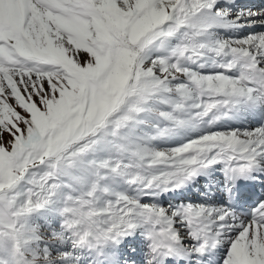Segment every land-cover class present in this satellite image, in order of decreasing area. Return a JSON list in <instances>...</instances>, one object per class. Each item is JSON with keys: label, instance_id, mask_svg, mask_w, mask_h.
<instances>
[{"label": "snow or ice", "instance_id": "1", "mask_svg": "<svg viewBox=\"0 0 264 264\" xmlns=\"http://www.w3.org/2000/svg\"><path fill=\"white\" fill-rule=\"evenodd\" d=\"M256 26L237 0H0V264H264V200L234 206L264 123L152 145L264 116ZM212 172L227 203H160Z\"/></svg>", "mask_w": 264, "mask_h": 264}, {"label": "rangeland", "instance_id": "2", "mask_svg": "<svg viewBox=\"0 0 264 264\" xmlns=\"http://www.w3.org/2000/svg\"><path fill=\"white\" fill-rule=\"evenodd\" d=\"M256 8H261V7L256 6ZM255 30L257 32L264 31V26H258V27H256ZM155 122L156 121L153 120L149 124H143V125H141L139 128L136 129V133L139 135L141 133H151V132H153L154 129L152 127V123H155ZM160 123H161V126H163L167 122L166 121H161ZM205 127L206 126H199V127H196V128H193V127L178 128L171 135L161 136V137H158L156 139H153L152 140V145L155 148H157V149L171 148V147H175V146L181 145V144L185 143L186 141H188L190 139H193V138H195V137H197L199 135H202L206 131H209V130H206ZM217 130L225 131V130H228V129L226 127H222V128L220 127V128L214 129V131H217ZM3 139L5 141H7L9 138H8L7 135H5L3 137ZM186 197L189 198L188 195H186ZM188 198H184L183 201L188 200ZM145 199H148V198L146 197ZM168 199H169L168 201L167 200H164V201H160V203L164 204V206H167L168 203H172V202L173 203H176V202H174V200H175L174 199V195L169 196ZM193 202H200V201L198 199V201H193ZM179 203H180V201H179ZM138 263L141 264V262H139V261H138Z\"/></svg>", "mask_w": 264, "mask_h": 264}, {"label": "bare ground", "instance_id": "3", "mask_svg": "<svg viewBox=\"0 0 264 264\" xmlns=\"http://www.w3.org/2000/svg\"><path fill=\"white\" fill-rule=\"evenodd\" d=\"M237 4L241 7H250V8H253V7H256V6H259V7H264V0H237ZM259 10V9H257ZM257 10H253V11H257ZM258 27V26H256ZM251 113H254L255 115H257L259 118H260V122H257V123H254L253 121V118H251L252 115L248 114V116H242L240 118H223L224 120H229V122L225 121L224 123L222 121H218L215 125H213L212 127H207L206 126V129H209L211 131H214L215 128H222V127H227V129H231V128H240L241 125H245V126H249L250 129H253L255 127H258L261 123H263V120H264V116H262L261 113H259L258 110H254V111H250ZM241 120L240 122H238V120ZM226 123V124H225ZM249 124V125H248ZM211 128V129H210ZM180 190V189H179ZM178 190H176L175 192H171L173 194H176ZM167 194V193H165ZM165 194H163L162 196H164ZM161 196V197H162ZM160 197V199H162ZM200 202H202L203 200L200 198H198ZM188 200H190L188 198ZM187 201V200H185ZM142 242H143V239H142ZM142 245V244H141ZM129 252H131L129 250ZM143 255H144V252H143ZM139 257V256H138ZM143 260V257H139L138 261L139 262H142Z\"/></svg>", "mask_w": 264, "mask_h": 264}]
</instances>
